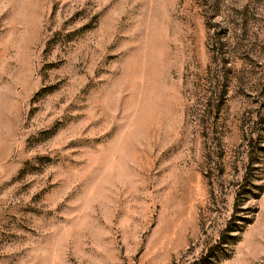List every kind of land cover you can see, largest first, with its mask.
Listing matches in <instances>:
<instances>
[{"label":"rangeland","instance_id":"1","mask_svg":"<svg viewBox=\"0 0 264 264\" xmlns=\"http://www.w3.org/2000/svg\"><path fill=\"white\" fill-rule=\"evenodd\" d=\"M0 264H264V0H0Z\"/></svg>","mask_w":264,"mask_h":264}]
</instances>
